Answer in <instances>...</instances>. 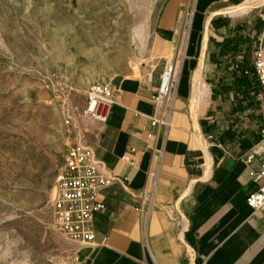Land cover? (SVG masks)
<instances>
[{
    "label": "crops",
    "instance_id": "0c3cea01",
    "mask_svg": "<svg viewBox=\"0 0 264 264\" xmlns=\"http://www.w3.org/2000/svg\"><path fill=\"white\" fill-rule=\"evenodd\" d=\"M248 1L168 0L154 32L157 61L113 84L109 120L94 122L92 140L116 177L95 219L98 243L104 235L107 242L78 246L82 264H264V211L248 203L257 188L252 174L263 162L262 123L233 85L244 26L227 12ZM252 2L248 13L256 17L264 0ZM171 59H180L179 81L163 142L151 116L160 109L154 97ZM161 146L155 206L146 218L138 208Z\"/></svg>",
    "mask_w": 264,
    "mask_h": 264
},
{
    "label": "rangeland",
    "instance_id": "374dc122",
    "mask_svg": "<svg viewBox=\"0 0 264 264\" xmlns=\"http://www.w3.org/2000/svg\"><path fill=\"white\" fill-rule=\"evenodd\" d=\"M167 1L0 0V264H82L55 222L57 177L67 151L92 146L97 133L84 115L90 86H113L157 61ZM251 6L229 13L244 26L246 68L264 48V8L253 17ZM241 95L263 125L264 89Z\"/></svg>",
    "mask_w": 264,
    "mask_h": 264
},
{
    "label": "built area",
    "instance_id": "2783aa9c",
    "mask_svg": "<svg viewBox=\"0 0 264 264\" xmlns=\"http://www.w3.org/2000/svg\"><path fill=\"white\" fill-rule=\"evenodd\" d=\"M253 73L264 89V48L255 51ZM180 59L171 62L160 74V86L154 100L159 111L151 116V123L161 129L163 142L172 124L173 101L179 81ZM115 89L108 84H93L89 88V102L84 115L100 123H107L114 104ZM264 142V123L261 127ZM147 181L142 190L139 210L148 218L155 206L163 147L153 150ZM124 160H130L125 154ZM254 159V154L247 161ZM92 146L84 142L72 146L65 155V165L57 177V190L52 203L53 215L60 233L78 246L97 247L107 242L96 239V215L106 209L104 190L115 181ZM257 188L249 195L248 203L254 210L264 211V156L261 169L252 174Z\"/></svg>",
    "mask_w": 264,
    "mask_h": 264
},
{
    "label": "trees",
    "instance_id": "16d2710c",
    "mask_svg": "<svg viewBox=\"0 0 264 264\" xmlns=\"http://www.w3.org/2000/svg\"><path fill=\"white\" fill-rule=\"evenodd\" d=\"M232 49L237 50V45L232 46ZM242 62L245 63V60H242ZM242 62L237 63L234 67L235 80L233 85L238 89L239 95L245 94V96H249L253 94L256 96L260 86L256 76L253 73V68H246ZM246 105H253V101H250L248 104L246 103ZM241 108V106H238L239 110H242Z\"/></svg>",
    "mask_w": 264,
    "mask_h": 264
},
{
    "label": "bare ground",
    "instance_id": "6f19581e",
    "mask_svg": "<svg viewBox=\"0 0 264 264\" xmlns=\"http://www.w3.org/2000/svg\"><path fill=\"white\" fill-rule=\"evenodd\" d=\"M253 0H250V1H248V2H245L244 4H241L240 6H236V7H234V8H231L230 10H228L227 12L228 13H230V14H232V15H234V14H240V13H242L243 11H245V8H247V7H249V6H251V5H253V2H252ZM235 6V5H234ZM217 12V11H216ZM215 12V13H216ZM219 12V11H218ZM222 12V11H221ZM189 19H190V17H189ZM185 23H186V18H185ZM185 39V38H184ZM183 47V46H182ZM178 50V49H177ZM201 84V83H200ZM197 86H199V85H197ZM198 88V87H197ZM201 88V87H200ZM202 89V88H201ZM205 89V88H204ZM196 92H197V89H196ZM199 92V91H198ZM198 95V94H197ZM196 95V96H197ZM201 96V95H200Z\"/></svg>",
    "mask_w": 264,
    "mask_h": 264
}]
</instances>
